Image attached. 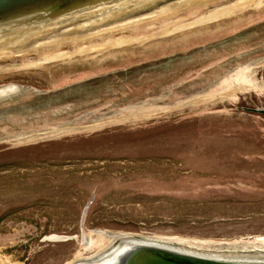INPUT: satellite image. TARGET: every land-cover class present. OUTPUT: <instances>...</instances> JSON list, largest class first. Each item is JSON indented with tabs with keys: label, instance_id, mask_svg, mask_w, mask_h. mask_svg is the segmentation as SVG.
I'll list each match as a JSON object with an SVG mask.
<instances>
[{
	"label": "rangeland",
	"instance_id": "1",
	"mask_svg": "<svg viewBox=\"0 0 264 264\" xmlns=\"http://www.w3.org/2000/svg\"><path fill=\"white\" fill-rule=\"evenodd\" d=\"M258 109L264 59L0 138V264H71L103 232L264 241Z\"/></svg>",
	"mask_w": 264,
	"mask_h": 264
},
{
	"label": "water",
	"instance_id": "2",
	"mask_svg": "<svg viewBox=\"0 0 264 264\" xmlns=\"http://www.w3.org/2000/svg\"><path fill=\"white\" fill-rule=\"evenodd\" d=\"M262 59L264 0H0V138ZM73 264H264V241L102 233Z\"/></svg>",
	"mask_w": 264,
	"mask_h": 264
},
{
	"label": "bare ground",
	"instance_id": "3",
	"mask_svg": "<svg viewBox=\"0 0 264 264\" xmlns=\"http://www.w3.org/2000/svg\"><path fill=\"white\" fill-rule=\"evenodd\" d=\"M255 88V87H254ZM245 89H246V87H245ZM244 89V90H245ZM249 90V89H248ZM247 91V90H246ZM98 233H100V232H98ZM103 233H107V232H103ZM109 234H111V233H109ZM122 234V233H121ZM124 235V234H123ZM55 240H61V238H55V239H53L52 241H55ZM62 240H63V238H62ZM248 241H255V242H258L256 239H250V240H248ZM75 261H73L71 264H73Z\"/></svg>",
	"mask_w": 264,
	"mask_h": 264
}]
</instances>
